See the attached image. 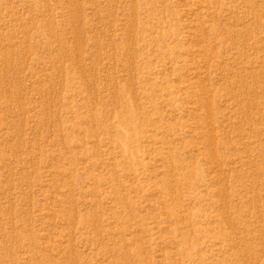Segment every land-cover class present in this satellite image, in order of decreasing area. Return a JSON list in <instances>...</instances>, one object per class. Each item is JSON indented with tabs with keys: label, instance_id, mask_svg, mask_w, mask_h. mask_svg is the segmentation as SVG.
<instances>
[{
	"label": "rangeland",
	"instance_id": "1",
	"mask_svg": "<svg viewBox=\"0 0 264 264\" xmlns=\"http://www.w3.org/2000/svg\"><path fill=\"white\" fill-rule=\"evenodd\" d=\"M0 264H264V0H0Z\"/></svg>",
	"mask_w": 264,
	"mask_h": 264
}]
</instances>
